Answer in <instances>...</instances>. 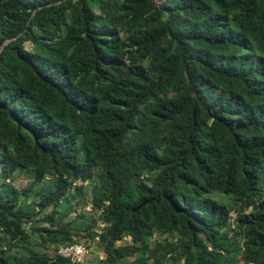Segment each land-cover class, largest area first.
I'll use <instances>...</instances> for the list:
<instances>
[{
    "label": "trees",
    "instance_id": "16d2710c",
    "mask_svg": "<svg viewBox=\"0 0 264 264\" xmlns=\"http://www.w3.org/2000/svg\"><path fill=\"white\" fill-rule=\"evenodd\" d=\"M97 224L102 264H264V0H0V264Z\"/></svg>",
    "mask_w": 264,
    "mask_h": 264
},
{
    "label": "rangeland",
    "instance_id": "374dc122",
    "mask_svg": "<svg viewBox=\"0 0 264 264\" xmlns=\"http://www.w3.org/2000/svg\"><path fill=\"white\" fill-rule=\"evenodd\" d=\"M18 179L17 181H14V186H19L22 187L24 186V184H26L27 182H29L30 179V174L26 173L25 175H20V172L18 173ZM49 181V179H47V177L42 181V183H38L34 186V190H39L40 186L45 185L47 182ZM90 189H91V183L90 182H86L83 184V188L81 189V193L77 198L78 204H77V212H71L70 216L75 217L78 212L84 213L86 218H90L91 217V206H90ZM76 203V202H75ZM235 213L232 212L230 214V223H232V221L235 220ZM97 227L94 228V230L91 231V234L94 236L93 237V241L89 238H80L79 242L80 243H84L88 249H89V254H88V258L86 260V263L89 264H102V261L105 258V255L103 253L102 248L99 246V242H98V234L99 231L102 229V226L100 224L96 225ZM153 241H164V240H168L170 242H174L175 240H177V235H173V236H168L167 235H158V234H154ZM129 243V237H125L122 239V241H120L118 243V245H126ZM240 246V245H239ZM49 252L51 253V251L49 250ZM133 260V258L128 257L126 259L123 260H119L117 261L116 264H130L131 261ZM234 261H229L227 260L226 262H223L222 264H242V262L240 261V257L238 255L235 256ZM164 264H169V263H164Z\"/></svg>",
    "mask_w": 264,
    "mask_h": 264
},
{
    "label": "built area",
    "instance_id": "2783aa9c",
    "mask_svg": "<svg viewBox=\"0 0 264 264\" xmlns=\"http://www.w3.org/2000/svg\"><path fill=\"white\" fill-rule=\"evenodd\" d=\"M56 254L68 259L72 264L82 263L88 258L89 249L84 243H74L59 246Z\"/></svg>",
    "mask_w": 264,
    "mask_h": 264
}]
</instances>
